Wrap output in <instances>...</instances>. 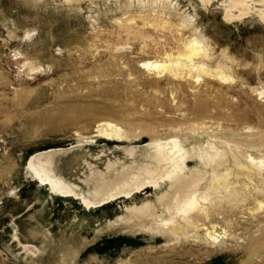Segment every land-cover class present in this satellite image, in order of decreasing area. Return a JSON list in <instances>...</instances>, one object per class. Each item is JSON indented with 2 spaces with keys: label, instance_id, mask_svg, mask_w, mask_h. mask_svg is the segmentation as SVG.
I'll list each match as a JSON object with an SVG mask.
<instances>
[{
  "label": "rangeland",
  "instance_id": "obj_1",
  "mask_svg": "<svg viewBox=\"0 0 264 264\" xmlns=\"http://www.w3.org/2000/svg\"><path fill=\"white\" fill-rule=\"evenodd\" d=\"M263 8L260 0H0V264H264V170H249L246 157L264 158ZM194 36L227 79L141 66L176 57ZM105 121L122 136H97ZM172 141L184 158L167 157L186 182L198 181V199L209 190L200 204L210 215L186 238L150 231L126 210L144 201L163 210L153 186L85 208L28 168L39 153L45 171L68 174L90 198L105 171L152 172L141 149ZM72 148H81L76 161L51 157ZM224 172L230 193L211 185Z\"/></svg>",
  "mask_w": 264,
  "mask_h": 264
},
{
  "label": "bare ground",
  "instance_id": "obj_2",
  "mask_svg": "<svg viewBox=\"0 0 264 264\" xmlns=\"http://www.w3.org/2000/svg\"><path fill=\"white\" fill-rule=\"evenodd\" d=\"M233 1L237 3L244 0ZM263 1L264 0H260V2ZM258 14L259 17L264 21V10L260 9ZM206 58H208V50L206 45L200 38L194 36L182 41L181 51L178 52L176 57H173V55L169 53L163 59L144 60L141 61L140 64L147 70H153L157 72L169 70L175 75L179 74L178 72H175L176 68L185 70L186 74L188 75H190L192 71H197L196 75L193 76L195 81L201 76L202 73L216 76L219 79L228 78L226 73H224L219 67L220 61L216 64H209L207 63ZM98 128V133L96 134L97 136L106 138H116L122 136L120 127L112 122H100ZM0 145L1 151L2 144ZM147 148L150 149V152L146 151L145 149H141L142 157L138 159L147 163L151 162L154 167L152 172L151 170L145 168L143 169L144 172H142V174L137 172L133 177L127 178L124 175L115 174L113 169L110 172L105 171L100 176V182H98V189L95 192V196H90V198L85 196V189L81 187L79 182L73 177L67 176L68 174H63L59 171H56L54 174L45 171V169L39 165V153L30 159L28 168L32 172L33 176L42 185L48 188L50 193L63 198H78L85 208H95L105 205L119 197L121 198V196L129 198L135 192L143 190L146 186H153L155 189L157 188V190H159L156 195V201L160 206H162L163 210H154V207L150 201H144L140 205L134 204L132 206H126V210H129L132 213V216L134 215V217H137L138 219H145L144 223L148 224V229L150 231H154L155 233L164 236L171 235L175 238H186L188 237L190 228L192 230L198 229L203 225L202 221L207 220L210 215L211 211L207 210L206 207L200 204V201L204 202L208 199L209 190L207 189L206 191H203L202 195L198 199L195 193V188L198 185V181L190 180L186 182L184 178H188V175L184 174L183 169L178 164V162H172L173 160L168 159L167 155L179 160H183L184 158V152L179 149L175 141L170 143L168 142L165 145L150 144V146L146 147V149ZM80 152L81 148L63 149L53 152L51 157L57 158L58 160L71 161V159H75V157L78 156ZM151 152L153 154H151ZM246 157L248 159L247 165L250 168L249 170H251V168H255L259 172L264 170L263 157L257 158L250 154H248ZM74 163L75 162H73V164ZM137 165L138 163L135 164L136 169L138 168ZM65 166L66 165H64V167ZM240 168L242 169L244 167L241 166ZM228 175V172H224L222 175H212V187L215 188V190H217L216 187H222L223 190L229 191V193L232 192V186L229 185L230 183L228 184L230 181L227 182ZM214 182L216 183V186ZM165 183H167L166 188L161 190L162 185H165ZM233 184H235V182ZM255 186V191H261L259 189L261 187L263 188L264 184L261 181V187L258 185ZM222 189L221 191H223ZM215 190L213 192H215ZM210 191H212V189ZM234 195L235 197H238L236 193ZM259 203L261 205V201H259ZM204 236L205 240L207 241H216L215 239L218 237L215 235L213 229L211 231L206 229Z\"/></svg>",
  "mask_w": 264,
  "mask_h": 264
},
{
  "label": "built area",
  "instance_id": "obj_3",
  "mask_svg": "<svg viewBox=\"0 0 264 264\" xmlns=\"http://www.w3.org/2000/svg\"><path fill=\"white\" fill-rule=\"evenodd\" d=\"M1 144V143H0ZM0 149H1V145H0Z\"/></svg>",
  "mask_w": 264,
  "mask_h": 264
}]
</instances>
